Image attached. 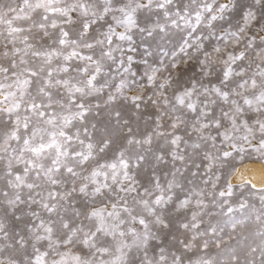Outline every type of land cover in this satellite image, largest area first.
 <instances>
[{
  "label": "snow or ice",
  "instance_id": "obj_1",
  "mask_svg": "<svg viewBox=\"0 0 264 264\" xmlns=\"http://www.w3.org/2000/svg\"><path fill=\"white\" fill-rule=\"evenodd\" d=\"M253 160L264 0H0V264H264Z\"/></svg>",
  "mask_w": 264,
  "mask_h": 264
},
{
  "label": "bare ground",
  "instance_id": "obj_2",
  "mask_svg": "<svg viewBox=\"0 0 264 264\" xmlns=\"http://www.w3.org/2000/svg\"><path fill=\"white\" fill-rule=\"evenodd\" d=\"M262 170H264V163L262 162H249L241 168V172L257 183L261 179Z\"/></svg>",
  "mask_w": 264,
  "mask_h": 264
},
{
  "label": "rangeland",
  "instance_id": "obj_3",
  "mask_svg": "<svg viewBox=\"0 0 264 264\" xmlns=\"http://www.w3.org/2000/svg\"><path fill=\"white\" fill-rule=\"evenodd\" d=\"M250 162H257V161L253 160V161H250ZM259 162L264 163V161H259ZM248 163H249V162H248ZM233 243H235V242H233Z\"/></svg>",
  "mask_w": 264,
  "mask_h": 264
}]
</instances>
